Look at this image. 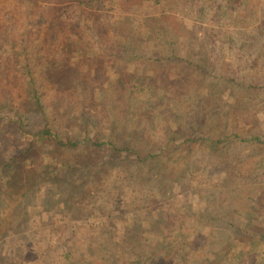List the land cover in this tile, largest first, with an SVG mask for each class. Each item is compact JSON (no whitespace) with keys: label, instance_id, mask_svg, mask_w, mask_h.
Masks as SVG:
<instances>
[{"label":"rangeland","instance_id":"rangeland-1","mask_svg":"<svg viewBox=\"0 0 264 264\" xmlns=\"http://www.w3.org/2000/svg\"><path fill=\"white\" fill-rule=\"evenodd\" d=\"M138 1L119 0L113 10L104 8L99 16L87 19L88 29L80 23L77 30L83 29L89 45L110 51L111 43L116 46L114 27L107 23L111 17L125 13L133 27L142 24L144 14L170 11L176 18L169 19V25L181 29L177 51L208 63L205 85L186 84L178 113L167 92L164 102L169 106L156 126L174 128L180 121L184 142L171 146L153 166L149 159L142 166L122 153L112 156L106 143L92 150V164L82 163L89 151L79 137L81 116L68 121L66 114L51 110L54 91L69 73L58 76L43 71L47 66L43 63L57 55L61 42L49 26L55 19L51 8L60 12L69 3L0 0V51L4 43L19 48L29 44L25 55L28 59L35 55L32 73L23 68L22 55L19 68L10 73L8 53L0 52V159L25 149L27 138L15 118L35 130L48 116L56 120L61 136L79 137L81 143L58 151L47 144L36 145L35 150H42L40 157L49 159L38 171H53L34 185L26 175L12 185L4 178L0 181V264H136L137 260L153 264L160 247L173 258L168 263L172 264L183 253V244L184 257L193 261L203 254L202 262L208 264H264V163L252 169L257 160L264 162V0H163L158 4L141 0L137 13L128 12ZM41 12L45 21L37 29ZM104 33L106 41L101 39ZM142 41L137 40L138 49L147 51L150 46ZM101 72L90 73L86 84H77L71 108L88 107L89 100L92 109L111 107L109 100L100 99V92L90 97L93 83L95 91L105 90ZM149 74L166 91L174 87L159 81L173 73ZM208 84L214 85L211 97ZM32 87L49 109L43 115L29 103ZM197 88L207 96L203 103L195 100L197 92H191ZM106 95L112 98L111 92ZM133 118L129 110L121 122L128 124ZM91 126L100 140L106 141L108 133L120 141V137L129 139L120 130L123 126L113 128L111 122ZM188 126L193 128L187 130ZM222 243L224 252L218 249Z\"/></svg>","mask_w":264,"mask_h":264},{"label":"trees","instance_id":"trees-1","mask_svg":"<svg viewBox=\"0 0 264 264\" xmlns=\"http://www.w3.org/2000/svg\"><path fill=\"white\" fill-rule=\"evenodd\" d=\"M54 1L55 0H47L49 3ZM57 1H60L61 4L67 2L69 6L62 8L60 12H57L59 8L50 7L54 10L52 14L55 16V19L50 22L49 26L51 31H56L57 34L61 36V42L58 43L57 55L53 56L50 60L48 59L46 63H43L47 65L43 67L45 68L43 71L51 70V72L56 73L58 76L60 73L69 74L65 75L59 81V90L57 88V91H54V105L51 108L52 112L57 115H59L58 112L66 114L65 120L68 121L76 115L81 116L82 124L80 126L81 131L79 137H82V144H84L87 147L85 149L89 151L83 158L82 163L87 162V164H92V150L100 148L106 143L109 146L108 149L112 156L116 154L120 156L119 153H122L127 159H137L139 162L138 165L142 166L146 165V159H149L148 162L150 166H153L155 161L162 160V157L168 153L171 146L179 145L184 142L180 139L182 138L181 136L184 135L180 132L183 130L182 123H179L180 121L175 123L174 128L156 126L157 123L164 120L163 118H165L169 106H165L164 102L167 92L173 98L171 103L170 101L169 103L173 108H177L178 113L179 107L177 105L182 104V99H184V97L180 96L181 93L184 94L182 91L186 89L185 87L191 83L194 84V88L199 85H205V81L202 80H205L203 73H206L205 66L208 64L207 60L194 58L191 54L182 56L177 51L176 47L178 41L181 39V29L177 26L173 28L169 25V19L176 18L174 15H170V11L162 12L158 15L150 13L144 14L145 16L142 18V24L133 27V23L130 21L131 17L125 13L117 15L116 17H111L113 19L110 18L107 23L108 26L114 27V40L116 46L111 43L110 51H105L98 46L94 48L92 45H89L87 43L88 41L85 40L84 33H82L83 29L77 30V25L81 23L82 26L80 27L88 29L86 23L87 19L97 15L99 16L101 14L100 11L104 8L108 7L110 8L109 10H113L115 6L118 5L119 0ZM147 1L150 2V0ZM151 1L157 4L163 2V0ZM37 2H35L36 5ZM142 2L143 1L140 0L138 4L134 5L133 11L129 9L130 11L128 12L137 13L134 11L139 10V4ZM40 8L39 6V9ZM165 10L164 7L163 11ZM36 21H38L37 29H39L40 24L45 21V16L42 12L39 14ZM95 25L97 28L98 22H96ZM51 36L53 37L52 34ZM101 39L104 41L108 39L105 33L101 35ZM140 39H142V42L147 46H150L147 51L138 49L139 43L136 42ZM28 45L29 44H22L20 48L19 45L17 46L13 43H4L1 45L0 52L3 53L7 51L6 53H8V57H5V59L8 58L6 63L11 64L12 69H9L10 73L19 68V57L21 55L23 57V68L27 69V73H32L30 66L34 61L33 58L35 55L30 59L27 58L25 52ZM74 55H76V57ZM100 70L103 76H105V90L100 89L99 91H95L97 85L93 83L92 87L94 89L90 97L95 92H100V99L104 101L109 100L111 107L106 109L102 106L101 109L95 107L92 109L89 106H93L94 103L92 100H89L90 105L88 107L83 106L82 109L71 108L70 106L74 98L72 95L75 93L74 90L77 84L79 82L85 83V81L89 80L91 77L90 73H98ZM78 73L82 74L78 76ZM149 73H173L172 75L170 74L167 79H159V81H163V84L170 82L174 87L166 91L158 80L151 77ZM171 77L173 79H171ZM187 81L190 83H187ZM61 85H64V87L62 86L63 88H61ZM179 85L183 86V89L178 87ZM208 86V97H211L213 95L212 89L214 85L211 86L208 84ZM175 87L182 90L176 91ZM31 90L30 98L32 101H29V103L39 108L40 115L45 114V112L47 113L49 109H46L44 106L42 96L38 95L36 88L32 87ZM107 91L111 92V99L106 98ZM84 92L85 90L83 89V93ZM191 92H193V95L197 92L195 95L196 101H201L203 103L205 99H207V96L204 98L203 93H201L198 88L196 90H191ZM210 93L211 96H209ZM129 110L133 112V117L135 119L133 118L128 124H122L121 120L127 118ZM17 114L21 115V111L17 112ZM183 116L184 115H182V117ZM145 120L148 122H144ZM15 121L19 123L18 127L20 126L23 137L27 138V141L25 149L21 152L12 154L8 159H0V174L3 173L2 176H0V181L4 178L9 185L18 183L22 175H26L29 184L34 185L35 180L44 179L48 176L47 174L50 171H53H44L42 172L44 175L38 171L39 167H43V164L49 159L44 161L45 158L42 159L40 157L42 150H35L34 147L36 145H41L40 147H42V145L47 144V146L49 145L58 151L62 148H77L81 144H79V137L75 138L68 134L66 136H61L55 129L54 123L56 120L48 118V116L44 125L35 130L30 129L27 125H21V118H15ZM100 122L105 124L111 122L113 128H115V125L119 127L123 126V129L120 130L123 134H126L125 138L129 139L124 141V139L120 137V141L115 139L112 133H108L105 134L106 141L104 139L100 140L98 138L100 135H98L97 131L91 126L93 123ZM190 128L192 129L193 127L188 126L187 130H190ZM154 134H156V136H154ZM150 136L153 138H150ZM149 138L150 140L145 142ZM254 138H256L257 143L260 144L261 141L259 137L255 135ZM186 141L187 140H185V143ZM45 155L46 154L42 152V156ZM157 157L160 158L157 159ZM120 159L122 161L125 160L123 158ZM262 160H257L254 165H252V169H255L258 164H263L264 162ZM54 172H57V170H54ZM10 188L12 187L10 186ZM29 190H31V186L27 188V191ZM158 243L160 242H156L155 245ZM225 243H227V241H225ZM224 247V243L218 245V249L222 252H224ZM180 249L183 250V253L178 256V260H174L175 262H172V264H208L202 262L204 257L203 254L199 260L194 259L193 261V258L186 259V256L184 257L185 244H183ZM221 251H219V253H221ZM171 259L173 258H170L169 255L163 254V248L160 247L157 253L154 254L155 261H153V264H168ZM135 262L136 264H141L140 260Z\"/></svg>","mask_w":264,"mask_h":264}]
</instances>
